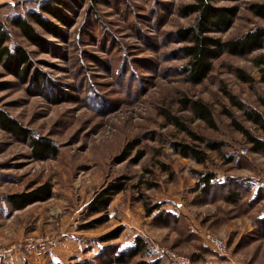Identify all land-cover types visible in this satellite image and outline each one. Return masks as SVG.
I'll return each instance as SVG.
<instances>
[{
  "label": "rangeland",
  "instance_id": "374dc122",
  "mask_svg": "<svg viewBox=\"0 0 264 264\" xmlns=\"http://www.w3.org/2000/svg\"><path fill=\"white\" fill-rule=\"evenodd\" d=\"M192 1L83 0L69 12L74 25L66 29L65 39L31 20L46 40L43 46L12 23L20 15L31 19L30 12L39 10L42 0L1 4L0 23L11 33L8 44L27 49L32 74L23 79L0 65V110L34 135L55 142L59 154L35 160L28 140L0 127V196L52 185V198L33 203L12 219L13 227L21 226L27 237L50 236L57 244L66 243L69 252L47 264H110L108 258L133 247L138 236L146 238L152 253L133 263L178 264L172 252L188 258L189 264H264V153L252 151L232 118L259 138L264 135L226 96L229 92L264 115V65L259 64L264 51L225 53L202 83L185 82L179 70L185 59L176 52L182 44L174 32L195 21L196 15L178 12ZM253 2L264 0L220 1L237 5L239 13L229 30L217 35L230 38L263 27L264 19L249 9ZM239 69L254 82L242 81ZM36 72L43 75L39 81ZM185 99L210 105L216 127L194 117ZM166 111L196 134L221 142L222 150L208 151L205 164L179 155L172 143L193 140L165 117ZM138 138L142 143L131 156L116 162L126 144ZM139 150L146 154L135 163ZM205 172L215 173L221 183L208 193L198 183ZM120 176L127 177L129 188L113 200L109 219L83 229L103 217L89 216L91 200ZM231 190L240 195L236 203L226 199ZM1 200L0 224L7 225ZM155 204L163 211L157 216L173 215L166 223L148 215L147 205ZM119 227L123 231L118 238L101 240ZM208 233L227 242L228 257L208 244Z\"/></svg>",
  "mask_w": 264,
  "mask_h": 264
},
{
  "label": "trees",
  "instance_id": "16d2710c",
  "mask_svg": "<svg viewBox=\"0 0 264 264\" xmlns=\"http://www.w3.org/2000/svg\"><path fill=\"white\" fill-rule=\"evenodd\" d=\"M83 0H42L39 10H32L30 18L26 16H16L12 19V23L19 28L22 34L36 45L43 46L46 42L44 36L39 33L31 20L37 23L43 30L49 32L59 39L67 37L66 29L74 25L73 15L76 6H81ZM220 1H238V0H193L192 2L181 6L178 10L182 16L196 15L195 21L188 25L179 27L174 36L177 42L182 44L176 49L179 57L185 59V63L179 67L180 74L184 76V80L190 84L202 83L212 72L214 61L223 54L231 55H248L256 51H264V26L256 27L248 32L235 37L223 38L217 33H222L233 25L239 7L237 5L225 6L219 5ZM250 11L257 17L264 19V2H253L249 5ZM71 14H70V13ZM49 15L51 18L47 17ZM11 40V33L5 24L0 23V65L15 76L27 79L32 74V64L29 52L22 46L11 47L8 42ZM259 64L264 65V52L259 56ZM238 77L252 84L254 78L247 74L244 70L239 69ZM34 76H43L42 73L36 72ZM260 80L264 82V67L261 70ZM227 98L231 104L243 112L247 119L253 122L264 135V115L249 108L242 100L235 95L226 92ZM183 104L189 106L194 117L205 121L210 127H216V120L210 105L202 100L185 99ZM231 118V112L225 111ZM165 117L171 121L180 131H183L191 137L193 142L176 141L172 143L174 150L184 158H190L198 164H205L209 159L208 151H221L222 143L215 140L207 139L196 134L186 125L179 117L173 115L170 111L165 112ZM234 127L246 137L247 142L251 145L254 152L264 153V138L251 133L235 118H232ZM0 127L13 136L28 140L31 147V154L35 160H46L55 158L59 154L58 145L50 139L39 137L30 132L18 120L10 116L7 112L0 110ZM142 143L141 139H134L128 142L120 156L115 157L116 162H122L128 159L132 151ZM146 152L139 150L134 158L135 163L139 162ZM127 177L120 176L111 181L102 190H100L89 205V216L103 214V217L96 219L95 223H87L82 226L83 229L95 227L106 222L109 219L107 214L110 205L115 197L129 188ZM199 186L204 193L211 192L221 183L216 179L213 172H205L201 174ZM228 194V195H227ZM226 199L231 202H238L240 195L234 190L227 192ZM53 197V188L49 182H46L28 192L15 193L7 196L13 210L23 209L30 204L39 201H47ZM163 212L159 204L147 205V213L153 216L155 221L167 222L168 217L173 215L168 212L166 216L155 214ZM155 215V216H154ZM169 219V218H168ZM123 229L117 228L116 231L104 236L103 241H110L118 238ZM152 253L148 241L142 236H138L135 245L129 249L116 251L113 256L108 258L110 264H155L148 260H140L132 262L139 255H151ZM102 254L96 256L97 260H101Z\"/></svg>",
  "mask_w": 264,
  "mask_h": 264
},
{
  "label": "crops",
  "instance_id": "0c3cea01",
  "mask_svg": "<svg viewBox=\"0 0 264 264\" xmlns=\"http://www.w3.org/2000/svg\"><path fill=\"white\" fill-rule=\"evenodd\" d=\"M13 0H0V6L4 3H11ZM8 195L0 196L3 201L2 209L5 210L4 216L7 218V225L0 224V240L2 242V251L0 252V264H47L53 257L55 259L62 258V251L69 252L64 245L66 243H56L53 245L45 257H38L34 253L28 252L22 247V243L27 237L22 232V228L13 227L12 219L17 217L18 213L24 211L23 209L13 210L10 202L7 199ZM60 261V260H57Z\"/></svg>",
  "mask_w": 264,
  "mask_h": 264
},
{
  "label": "built area",
  "instance_id": "2783aa9c",
  "mask_svg": "<svg viewBox=\"0 0 264 264\" xmlns=\"http://www.w3.org/2000/svg\"><path fill=\"white\" fill-rule=\"evenodd\" d=\"M206 240L208 244L220 255L229 256V248L227 242L222 238L216 236L215 234L208 233L206 235ZM56 241L50 236H28L22 243V247L28 252L34 253L38 257H45L50 248L55 245ZM2 251V242L0 240V252ZM170 256L178 264H189L190 261L184 256L176 255L170 252Z\"/></svg>",
  "mask_w": 264,
  "mask_h": 264
}]
</instances>
